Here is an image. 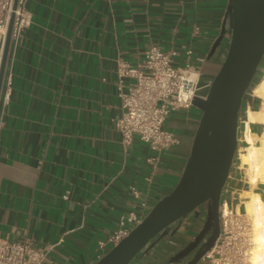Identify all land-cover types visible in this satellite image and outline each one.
I'll use <instances>...</instances> for the list:
<instances>
[{
  "label": "crops",
  "instance_id": "0c3cea01",
  "mask_svg": "<svg viewBox=\"0 0 264 264\" xmlns=\"http://www.w3.org/2000/svg\"><path fill=\"white\" fill-rule=\"evenodd\" d=\"M228 2L28 0L33 20L11 57L13 89L6 105L0 92V237L54 245L45 264H95L99 240L118 226L121 214L144 200L154 206L175 187L202 111L193 105L167 117L164 128L178 138L168 150L155 151L136 134L123 145L115 127L122 112L117 65H137L155 44L174 49L176 66L190 62L209 83L221 66L223 49L210 53ZM262 62L242 102L238 148L222 193L241 212L245 192L253 189L241 165L244 122L247 127L250 110L264 108ZM249 125L258 141L264 122ZM256 189L264 192V183ZM185 236L165 238L133 264H170Z\"/></svg>",
  "mask_w": 264,
  "mask_h": 264
},
{
  "label": "water",
  "instance_id": "95a60500",
  "mask_svg": "<svg viewBox=\"0 0 264 264\" xmlns=\"http://www.w3.org/2000/svg\"><path fill=\"white\" fill-rule=\"evenodd\" d=\"M12 24L13 16L2 57L0 92ZM219 48L223 49L219 71L211 78L210 88L199 89L193 99L202 115L178 183L95 264H133L142 253L153 251L160 237L188 235L201 221L204 230L211 232L208 243L184 260L194 248L187 247L170 264H199L215 246L221 233V197L238 148L242 102L264 58V0H229L224 26L210 55ZM204 83L200 75L199 86Z\"/></svg>",
  "mask_w": 264,
  "mask_h": 264
},
{
  "label": "built area",
  "instance_id": "2783aa9c",
  "mask_svg": "<svg viewBox=\"0 0 264 264\" xmlns=\"http://www.w3.org/2000/svg\"><path fill=\"white\" fill-rule=\"evenodd\" d=\"M15 2L0 0V73L13 16L2 83L3 105L9 103L13 89L11 57L20 43L22 33L33 20L27 7L28 0ZM175 55L174 49L163 50L152 44L146 50L144 60L137 65H130L126 61L118 63L116 74L122 112L115 119V127L121 134L123 145H129L136 134L155 151L170 149L178 142V138L164 128L167 117L179 109L192 107L197 91L204 86L210 88L211 82L199 86L200 73L190 62L184 67L176 66ZM127 78H133L134 81L126 83ZM244 124L246 129V122ZM149 161L155 164L156 159L152 157ZM132 192L135 198L139 197L140 191L136 187L132 188ZM138 204L137 208L121 214L118 226L105 239L99 240V259L110 247L126 237L153 207L146 200ZM219 210L221 233L213 249L203 259L209 264H252L254 240L247 212L234 208L226 198L221 201ZM53 248L54 245L39 246L32 241L0 237V264H45Z\"/></svg>",
  "mask_w": 264,
  "mask_h": 264
},
{
  "label": "bare ground",
  "instance_id": "6f19581e",
  "mask_svg": "<svg viewBox=\"0 0 264 264\" xmlns=\"http://www.w3.org/2000/svg\"><path fill=\"white\" fill-rule=\"evenodd\" d=\"M264 87V80L262 82ZM262 95V94H261ZM246 141L244 151L241 153V165L246 168L248 180L252 190L245 192V211L252 219V235L255 249L251 256L252 264H264V196L256 189L257 185L264 183V129L256 141L250 133V122L260 120L264 122V108L261 111L248 112ZM261 188V187H259Z\"/></svg>",
  "mask_w": 264,
  "mask_h": 264
},
{
  "label": "flooded vegetation",
  "instance_id": "af4514ba",
  "mask_svg": "<svg viewBox=\"0 0 264 264\" xmlns=\"http://www.w3.org/2000/svg\"><path fill=\"white\" fill-rule=\"evenodd\" d=\"M200 209H201V211L204 210L205 206L200 207ZM203 230H204V222H202V221L199 222L193 228H191V231H193V233H190V234L186 235L182 239V241L180 243H178L177 248L168 257V261L171 262L172 259H177L178 258L176 256L177 253L180 252V253L183 254L184 250L187 247L191 246V247H194V248L191 249L190 253L187 256L184 257V260H190L193 257L194 253H196L201 247L205 246L208 243L209 239H210L211 232L210 231L208 232V231H205V230L203 231ZM168 237H170V235L164 236L162 238L160 237L158 239V243L157 244H159L162 240H164L165 238H168ZM218 239H217V241H218Z\"/></svg>",
  "mask_w": 264,
  "mask_h": 264
},
{
  "label": "rangeland",
  "instance_id": "374dc122",
  "mask_svg": "<svg viewBox=\"0 0 264 264\" xmlns=\"http://www.w3.org/2000/svg\"><path fill=\"white\" fill-rule=\"evenodd\" d=\"M262 64H263V62L260 63L261 66H262ZM260 65H259V66H260ZM260 68H261V67H260ZM258 70H259V68H258ZM257 72H258V71H257ZM257 76L259 77V74H257ZM257 79H258V78H256L255 81H257ZM242 120H245L244 115H242ZM246 128H247V127H246ZM243 136H245V138H246V133H245V134L243 133ZM241 151L243 152L244 150H241ZM241 151H240V152H241ZM235 157H236V156H235ZM245 169H246V168H245ZM262 194H263V196H264V192H262ZM248 219H249V221L251 222V225H252V227H253L251 216L248 215ZM253 235H254V234H253ZM111 248H112V247H110L107 251H109ZM254 249H255V245L253 246L252 251H254ZM252 255H253V252H252ZM251 262H252V259H251Z\"/></svg>",
  "mask_w": 264,
  "mask_h": 264
},
{
  "label": "trees",
  "instance_id": "16d2710c",
  "mask_svg": "<svg viewBox=\"0 0 264 264\" xmlns=\"http://www.w3.org/2000/svg\"><path fill=\"white\" fill-rule=\"evenodd\" d=\"M257 74H258V73H256V75H255V77H254V79H253V82H252V84H254V83H255V79H256V76H257ZM252 84H251V85H252ZM223 199H224V198H223V196H222V197H221V201H223Z\"/></svg>",
  "mask_w": 264,
  "mask_h": 264
}]
</instances>
